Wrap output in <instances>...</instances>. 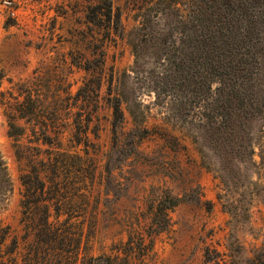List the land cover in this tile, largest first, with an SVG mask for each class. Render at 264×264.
Returning <instances> with one entry per match:
<instances>
[{"label":"rangeland","instance_id":"obj_1","mask_svg":"<svg viewBox=\"0 0 264 264\" xmlns=\"http://www.w3.org/2000/svg\"><path fill=\"white\" fill-rule=\"evenodd\" d=\"M7 1L14 15L0 0V154L11 191L0 202V264H23L33 240L26 234L21 207L20 176L28 167L15 155L5 114L6 103L27 80H34L43 99L58 109L54 114L50 109V117L71 122L80 116L89 124L93 178L86 181L89 187L84 186L72 218L82 232L78 264H83L82 256L116 255L113 264H249L257 255L264 259V117L253 125L250 157L235 156L223 168L197 126L179 120L166 102L156 99L144 75L132 70V45L141 23L156 18L157 0H110L113 13L120 14V34L107 31L105 21L89 22L88 7L99 0ZM118 88L128 99L121 104L123 121L113 132L108 98ZM71 126L65 138L71 136ZM136 126L146 127L147 135L107 177L103 166L113 141L123 142ZM18 143L27 145V138ZM165 195L180 201L166 211L167 228L149 236L155 207ZM129 234L126 250L131 253L125 257L121 249Z\"/></svg>","mask_w":264,"mask_h":264},{"label":"trees","instance_id":"obj_2","mask_svg":"<svg viewBox=\"0 0 264 264\" xmlns=\"http://www.w3.org/2000/svg\"><path fill=\"white\" fill-rule=\"evenodd\" d=\"M154 7L156 18L141 23V34L132 45L133 72L144 75L156 99L166 102L173 116L197 126L202 142L221 159L223 168L235 156L250 157L253 125L264 117V0H157ZM87 18L95 25L105 21L107 31L121 33L120 14L113 13L110 0L90 5ZM19 84L5 114L15 155L28 167L20 176L21 207L26 234L33 240L23 264H78L82 232L72 218L80 207L77 199L85 195L84 186L89 187L86 181L93 178L87 157L89 124L80 116L71 122L50 117L58 109L43 99L34 80ZM124 93L118 88L108 98L113 132L124 118ZM130 113L136 121V114ZM69 124L72 134L65 138ZM128 133L129 143L127 137L123 142L115 138L107 153V177L148 129L136 126ZM21 137L27 138V145L18 143ZM10 191L0 154V202ZM179 201L169 195L159 200L147 235L167 228L166 211ZM131 240L129 234L121 249L125 257L131 253L126 250ZM113 257L82 256V263L113 264ZM249 264H264V259L257 255Z\"/></svg>","mask_w":264,"mask_h":264},{"label":"built area","instance_id":"obj_3","mask_svg":"<svg viewBox=\"0 0 264 264\" xmlns=\"http://www.w3.org/2000/svg\"><path fill=\"white\" fill-rule=\"evenodd\" d=\"M1 4L8 10V14L12 16L14 15V10L12 9L10 2H8L7 0H2Z\"/></svg>","mask_w":264,"mask_h":264}]
</instances>
